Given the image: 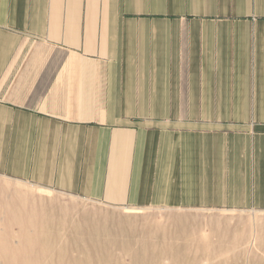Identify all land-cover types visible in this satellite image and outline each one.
<instances>
[{
  "label": "crops",
  "instance_id": "1",
  "mask_svg": "<svg viewBox=\"0 0 264 264\" xmlns=\"http://www.w3.org/2000/svg\"><path fill=\"white\" fill-rule=\"evenodd\" d=\"M0 175L263 212L264 0H0Z\"/></svg>",
  "mask_w": 264,
  "mask_h": 264
},
{
  "label": "rangeland",
  "instance_id": "2",
  "mask_svg": "<svg viewBox=\"0 0 264 264\" xmlns=\"http://www.w3.org/2000/svg\"><path fill=\"white\" fill-rule=\"evenodd\" d=\"M0 264H264V211L114 207L0 175Z\"/></svg>",
  "mask_w": 264,
  "mask_h": 264
}]
</instances>
